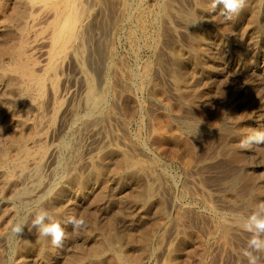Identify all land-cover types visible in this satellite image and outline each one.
<instances>
[{
  "label": "bare ground",
  "instance_id": "bare-ground-1",
  "mask_svg": "<svg viewBox=\"0 0 264 264\" xmlns=\"http://www.w3.org/2000/svg\"><path fill=\"white\" fill-rule=\"evenodd\" d=\"M259 1L260 0H246L244 8L239 12V14L234 15L233 17L234 18L237 17V19H239V21L241 18H245V19L247 18V20L249 19V21H247V22H249V24L251 22L256 23L258 20L257 17L260 14L261 15L264 14V11L260 5L261 2L258 4ZM124 2H126V1H124ZM137 2H144V1L139 0ZM116 3H117L116 0H104L102 3H98V4H97V2H95V0L94 1L93 0H0V193L1 194L5 193L6 196L8 195L10 197V200L18 201L22 206H28L29 207L33 202H38L39 207L36 210V212L39 211L40 208L46 209L53 216L55 221L59 222L61 224V227L64 229V231H65V239L64 240H66L68 238V235L70 236V233L72 231L71 229L73 228L71 224L67 223L68 218L69 217H75L76 213L78 214L77 207H79V206L75 207L74 201H76L78 203L82 202V205L85 207L86 211L93 210L91 212H93L94 216L96 215V213L102 212L104 214L103 211L108 210V206L113 200V191H114L115 187H117L118 185H121V184H123V185L127 184V186H128V183H130V181L134 180L138 170L144 169V172H145V169H148L150 172L152 167H153V166L151 167V164L149 166H145V162L142 159L135 158L130 153V151H128V149H126V147L124 148L122 146L123 144L119 143L121 145L120 146L118 144V142H121V141L116 142L117 141L116 137L112 136V135L109 136L108 139H105L106 142H104V144H102V146L97 150L96 153H93V154L88 153L89 157L87 156L88 157L87 160L86 161L84 160L85 162H83L84 168H85L84 172L82 171V169L80 167V164H79L80 160L78 162H75L78 159H76L74 161V159H73L74 156H73V153L71 152L72 150L69 149L70 151H68V147H69L68 143H64V142H62L61 144L59 143L60 146L57 148L56 151L62 150L61 154L64 155V156H62L60 154L62 156L60 159L58 158V154L56 153V151L53 150V148L47 147V145H46V142L50 140V139L48 140V137L51 136V135L49 136L50 123H52V122H49L50 117H52L54 119L57 116H59L64 123H68V121L73 122L74 120H83L85 122H82L83 123L82 125H84V123H86V124L87 123H93V124L100 125V122H102L101 120H103L105 117H108V118H110V116L113 117L112 115H115L116 113L119 112V111L117 112L118 104H119L117 102V100H119V97L117 96V94H122L123 91L120 90V92L122 91V93H119V89H121V88H119L117 90V87H119V86L117 84L118 81L116 79H119L120 78L119 75H121V74L118 72L117 66L114 65V63L112 62V60H113L112 57L114 54L112 46H108L112 43V41H111V43H109V41L113 40L115 38V33L117 30V23H118V19L120 16V15L118 16L119 13H117L119 11H117V4ZM178 3H177V0H161L158 3L157 9H155L156 10V16L159 18L158 24H157L158 25L157 26L158 27V31H157L158 37H157V39L156 38L155 39H156L157 43L159 42L158 44H160V43L162 44V42H160L161 39L162 38L165 39V37H163V32L166 28H168L165 26V22L171 23L175 17L174 15H178L181 18L185 19V21L187 20L190 22L192 27L191 26L188 27L189 29L187 28V30L189 31L188 34L193 41H192V43H190V41H189L190 44L188 46H186L185 50H182L183 48L180 46V47H178V49H176V51L170 53L171 55H173V61H172L173 67H169V69H167L166 72L169 75V77H170L169 79H171L170 81H172V84L174 86L172 90L176 91V92L175 91H173V92H175L176 94L178 93V95H180V98H179L180 102H183V101H184L183 103L188 102L190 104V107L196 106V105H194V103L196 102V103H198V106H200L199 103H201V102H197V101H200V98H201L200 96L203 93L202 92L203 88H202L201 84L199 83L200 81L197 80L196 75L198 73H200V75H205V74H208L209 72H213V71H215V73L217 72L216 71L217 66H215L213 64V62H214L213 60H215V59L213 58V56H211L212 49H209L208 44H207L209 42V38H211L210 36H212L211 34L215 33V31L217 29L215 30L214 27H210L209 29L207 28L206 31H204L205 29L202 30V26L200 23L201 21L199 20L198 17L200 15H202L205 18V15L206 16L209 15V16H207V18H209V22L211 20V22L213 24L216 22L220 23V25L222 27L229 29V30L232 28V27L230 28V26H232L231 22L233 20L230 22L229 19H225L224 16L221 15L222 6L217 7V9H215L214 11L210 10V0H195V2H194L195 3V9H191V7H190V9H186L185 7H184L185 9H183ZM96 5H99V8H97ZM140 8H142V7L140 6L138 8L139 11H140ZM192 8H194V7H192ZM219 8H221V10H219ZM143 9H141V10H143ZM96 10H99L100 12L97 11L94 13V11H96ZM145 11L146 10H144V13H143V11H140L137 15L138 16V22L137 23L141 26V28L144 25L146 27V23H147L146 22L147 15L145 14ZM93 14H94V16H93ZM156 16H155V19H156ZM179 19H178V21H180ZM206 24H207V22H206ZM240 24L242 25V23H240ZM245 24H247V23H245ZM167 25H170V24H167ZM210 26H212V25H210ZM170 27L171 26H169V29H170ZM240 29H243V28H240ZM179 30H180V28H179ZM256 30H258V29H256ZM244 31H246V32H244V34H246L247 36L250 35L249 34L250 31H248L247 28H245ZM165 33H164V36H166ZM235 33L240 34V32H238V30ZM180 34H182V33L180 32ZM244 34H243V36H245ZM253 34H254V32H253ZM175 35H176V33H175ZM230 36H233V35H230ZM96 37H97L98 41L94 42V39ZM148 38H149V36H148ZM181 39H183V38H181ZM250 39H249V41H250ZM258 42H259V40H258ZM168 43H169V41H168ZM262 43H263V41H262ZM158 44H156V45H158ZM234 44H235V42H234ZM236 44H238V43H236ZM166 45H167V43H166ZM246 45L247 44H245V46ZM254 45H256V44H254ZM176 46H177V44H176ZM201 46H206V47L202 48ZM247 46H249V45H247ZM104 48H107L108 52L105 53ZM217 49H219V48H217ZM208 53H209V55H208ZM106 54L112 55V56L108 57ZM106 57H107V60L109 58V63H108L109 67L107 69V72L104 73L102 70V65L104 64V62L107 63ZM208 58L211 59V62H208L209 61ZM159 60H160V62L157 60L158 64H156V65H160V67L159 66L158 67L160 69L161 68L163 69V66L166 63H164L162 61V59H159ZM251 60H250V62H251ZM261 62L263 63V61H261ZM144 63L145 64L143 65L141 73H142V76L147 79V85L152 88L153 95H155L156 97L159 96L160 99L162 97H165V89L166 88L164 89V88L160 87V85L158 87L156 85V82H154L155 84L153 83V80L151 77L152 75L150 74V72L152 71V65H153L152 61H148V62H144ZM216 64H217V62H216ZM186 65L192 66V73L195 76V79H193L194 81H192V82H188L187 81L188 79H186V73L184 72L185 70H187V68L184 70V67ZM249 67H250V64H249ZM167 68H168V66H167ZM245 68L247 71L248 68L247 67H245ZM125 69H126V67H125ZM66 70H68V73L66 72ZM189 70H190V68H189ZM251 70H252V68H251ZM119 71H120V69H119ZM249 72H250V70H249ZM167 74H166V76H167ZM164 75H162V76H164ZM212 75H211V77H212ZM191 79H192V77H191ZM120 80L123 81L122 78ZM205 84H206V82H205ZM170 85H171V83H170ZM207 85H206V87H207ZM171 88H172V86L169 87V89H171ZM127 89H129V88H127ZM106 90H109L110 92L105 94ZM130 90L132 91V89H130ZM78 91L80 92V96H79V94L78 95L76 94V93H78ZM184 93H188V94L190 93V96L185 99L183 97ZM204 95H205V93H204ZM148 96H150V95H148ZM117 97H118V99H117ZM176 97H178V96H176ZM165 98L168 101L169 98H167V97H165ZM165 98H162V99L165 100ZM162 99H161V101H163ZM142 101H144V100H142ZM168 103H170V101ZM153 104H154V102H153ZM204 104H206V106H203L202 111L199 110V114H197V115H199V118L197 120L198 121L197 126L202 127V128L209 126L210 124H211V126L213 125V127H214V125L217 126V122L219 121L218 120L219 116L221 115V108L216 105V107L213 108V110H212V106H210V103H208L207 99L205 100ZM169 105H171V104H169ZM180 105H181V103L179 104V106ZM155 106H156V104H155ZM172 106H174V105H172ZM183 107L184 106H181V108H183ZM193 107H191V108H193ZM195 108H193L194 111H195ZM122 109H121V111H122ZM166 109H167V107H166ZM171 109H173V108H171ZM183 109H185V108H183ZM161 110H163V109H161ZM130 111H132V110H130ZM159 111H160V109H159ZM164 111H166V110H164ZM172 111H174V110H172ZM196 111L198 113V110H196ZM238 112H240V111H238ZM128 113H130L129 110H128ZM174 114H176V113H174ZM125 115L127 116V114H125ZM167 115L168 114H166L165 112L164 113H162V112L157 113L156 112L155 115L153 114L154 122H153L152 118L150 117V119H151L150 123L152 122V123L156 124L155 126L153 124L152 135H150L152 137V139H150V137H149V139L151 140V148H149V146H148V150H150L151 158H153L154 161L155 160H161V161L167 163V161L163 159L165 156H167V157H171L173 159H178V160L182 161L185 166H189V165L191 166V164L193 162L197 161L196 158L199 157V156H197V155H199V154H197L198 151H196L195 146L193 144H191L190 142L188 143L186 140H184V137H182L183 136L182 133H181L182 134L181 136H179L180 134L176 135V133H179L178 132L179 128H178V131H176V133H173L174 132L173 130H172V133H170L171 131H169V127L171 126V120L169 119V117ZM190 115H193V113ZM229 115L232 116L233 113L229 112ZM116 117H114V119ZM142 117H144V116H142ZM179 118H180V116H179ZM233 118H235V116ZM236 119H238V118H236ZM105 120H106V118H105ZM124 120H126V118ZM120 122H124V121H121V119H120ZM54 124H55V122H54ZM126 125H125V127H126ZM239 127H235L236 130L234 129V131L237 135H240V133H241L239 130ZM111 128H113V126ZM151 128H152V126H151ZM242 128H241V130H242ZM175 129L177 130V128H175ZM216 129H214V130H216ZM106 130H108V129H105V131ZM102 131H99V133ZM111 131H112V129L110 130V132ZM248 131H250V130H248ZM97 132H98V130H97ZM99 133H97V134L99 135ZM90 134H89V136H90ZM112 134H114V133H112ZM52 135H53V132H52ZM81 136H83V135H81ZM190 137H193V136H188L185 139H187V138L190 139ZM195 137H196V135H195ZM199 137H200V135H199ZM199 137H197L196 140ZM121 138H119V139H121ZM210 141H211V139H210ZM191 142H192V140H191ZM212 142H213V140H212ZM51 143L54 144L55 142L53 143V141H52ZM51 143L48 145L50 146ZM70 144H72V143H70ZM183 144L186 146L185 149L182 147L184 150L180 148V146ZM198 145H200V143ZM131 148H132V146H131ZM196 148H198V147H196ZM197 150H200V149L198 148ZM206 151H208V149ZM230 151H231L230 153H231V156L233 157V159L236 157L238 158V155L236 154L235 148H232V150L230 149ZM76 152L77 151L75 150L74 155H76L75 154ZM86 152H88V151H86ZM94 152H95V150H94ZM237 152H239V151L237 150ZM133 153H135V152H133ZM218 155L221 156V154H218ZM211 157H213V155ZM54 158L56 159L55 161H53ZM201 158L205 159L206 157L205 158L201 157ZM144 159H146V158H144ZM165 159H166V157H165ZM202 159H201V161H203ZM53 162H55L56 164H55V166L53 165L54 167L52 166L53 168H51V165L53 164ZM182 162H181V164H182ZM148 163H147V165H148ZM154 164H157V163L155 162ZM194 164L196 165V163H194ZM194 164L192 166H194ZM161 165H163V164H161ZM163 166H165V164ZM46 168L50 169L48 173L51 176H58V177H56L57 179L54 180L55 182L53 181L50 183L49 181H47L45 179V176H46L45 175L46 174L45 169ZM154 169H156V168H154ZM201 170L202 169H200L199 171H201ZM153 171L155 172V171H157V169L153 170ZM183 171L186 172L184 169H183ZM199 173H201V172H199ZM199 173L197 172V174H199ZM152 174H150V176ZM204 174H205V172L203 173V175ZM200 175L198 178L202 179L203 177L200 178L201 177ZM146 176H147V174H146ZM205 176H207V175H205ZM219 178H220V176H219ZM47 179H48V177H47ZM149 179H151V178H149ZM154 179L155 178L152 179V182L154 181ZM206 179L209 180L210 178L207 177ZM214 179L217 180L216 177ZM214 179H211V180L214 181ZM139 180H140V178H139ZM189 180H192V179L189 178ZM189 180H187V181H189ZM202 180H205V179H202ZM194 181H196V180H194ZM250 181H251V179H250ZM209 182H207V183H209ZM193 183H195V182H193ZM226 183H224V184H226ZM259 184H261V183H259ZM187 185H190V184H187ZM194 185H196V184H194ZM208 185L204 184L203 186L207 187ZM249 185H251V184H249ZM249 185H246V186H248L247 189L249 188ZM154 186L151 184L147 185L146 187L142 185V188H141V185H140L141 190L138 188V186L133 188V192L130 195L131 200L134 201L133 203H135L139 206H147L149 203H152V201H155V200H153V198H154V193H155L154 188H156V185H154ZM192 186L193 185H191V187ZM213 186L218 187V185H213ZM143 187H145V188L143 189ZM186 187L189 188V186H186ZM196 187L198 188L197 185H196ZM201 187H202V184H201ZM206 187H204V188H206ZM221 187H223V186H221ZM166 188H168V190H170L169 187H166ZM199 188L197 191L198 193H199V191H202V190H199ZM208 188L211 189L210 190V192H211L212 188L211 187H208ZM243 188H244V186H243ZM251 188H252V190L254 189L253 186H251ZM194 189H196V188H194ZM194 189H192V190H194ZM109 190H111V192ZM192 190H190V192ZM187 191H189V190H187ZM187 191H186V193H187ZM194 191L196 192V190H194ZM213 191H214V188H213ZM222 191L224 192L225 190H222ZM222 191L220 190V192H222ZM242 191L244 192V190H242ZM71 192H74L75 194H73L72 196H69V194ZM119 192L121 193V191H119ZM163 192H165V191H163ZM195 192H193L192 194L194 195ZM203 192H204V196H205L206 192L205 191H203ZM203 192H202V194H203ZM253 192H254V190H253ZM261 192L260 193L257 192L256 199L254 198L256 202L253 201L254 203H256V204L261 203ZM122 193H124V191ZM183 193H184V191H183ZM198 193H197V196H198ZM226 193H228V192H226ZM224 194H225V192H224ZM120 195H122V194H120ZM159 195H160V193H159ZM207 195H209V194H207ZM243 195L244 194H242V196L241 195L240 196L243 197ZM253 195H254V193H253ZM236 196H235V199H236ZM159 197L161 198L162 196L160 195ZM200 197H203V196H200ZM213 197H214V194H213ZM227 197H229V196H227ZM227 197H225V198H227ZM253 197L254 196H252V198ZM205 198L207 200H209V198H207V196H205L203 199H205ZM243 198H241V199L243 200ZM114 199H115V197H114ZM206 199H205V201H206ZM210 199H211V194H210ZM237 199H238V196H237ZM229 200H231V199H229ZM232 200H234V199H232ZM218 201L219 200H217L216 202H218ZM225 201L227 202V199ZM239 201H241V200H239ZM170 202H171V200H170ZM123 203H125V202H123ZM123 203L121 204L122 205L121 209L123 208ZM223 203H225V202L223 201ZM169 204H171V203H169ZM169 204H167L165 201L163 202L162 200L158 202L156 208L160 212L161 216L159 219H157V221L155 220L156 223L155 222H154L155 224L153 223L154 226L151 225L153 228L149 227L145 230L146 233L144 232L143 233L144 237H142L143 239L141 238L143 243L147 242L152 237L154 238L155 235L157 236L156 231L159 228V226H161V225H164L163 229H165L166 233L171 231L172 225L170 224L171 223L170 221L172 219L173 212H172V208ZM176 204L179 205V203H176ZM209 204L212 205L211 202ZM214 204H216V203H214ZM236 204H238V203H236ZM223 205H227V204H223ZM223 205H221V206L223 207ZM10 206H12V204ZM227 206H229V205H227ZM227 206H225V207L227 208ZM13 207L15 208L14 205H13ZM173 207H174V205H173ZM181 207H183V206H181ZM234 207H235V205H234ZM212 208L214 209L216 207H212ZM226 208L224 210H226ZM232 208H233V206H232ZM238 208H240V207H238ZM4 209H7V208H4ZM18 209H19V206H18ZM183 209H185V208H183ZM188 209H189V207H188ZM1 210H2V208H1ZM8 210H9V206H8ZM8 210H2L1 211L2 213H3V211H5L4 212L5 215L4 214L2 215L0 213V238H3L4 240L11 242L14 239L13 238L14 233L12 232L13 226L16 223H22V224L26 225V222H25L26 217L24 216L25 217L24 218L22 215H20L18 213V210H16V209L12 210L11 209V215H9V217L6 218V216H7L6 211H8ZM240 210H241V212L243 211L242 209H240ZM119 211H120V209H119ZM142 211H144V210L142 209ZM8 212H10V211H8ZM178 212H181V211H178ZM188 212H190V211L188 210ZM209 213H210V211H209ZM89 214H87V215H89ZM124 214L126 215V212ZM176 214H177V212H176ZM189 214H191V213H189ZM220 214H221V212H220ZM242 214H243V212L241 213V215ZM32 215H33V213H32ZM34 215H35V213H34ZM97 215H99V214H97ZM177 215H178V222H180L182 219H185L184 217H186V214L184 215L183 211H182V213H180V214L178 213ZM177 215H174L173 218ZM223 215L225 216V214H223ZM94 216H93V218H94ZM210 217H212V216H210ZM221 217H222V215H221ZM240 217L241 216H239V220H240ZM193 218L194 217L189 218L187 220H190V219L193 220ZM197 218H199V217H197ZM204 218L206 219L205 216H204ZM213 218H215V217H213ZM132 219H134V218H132ZM138 219L139 218H137L136 221H138ZM210 219H212V218H210ZM235 219L236 218H234V220ZM108 220H110V219H108ZM192 220H190V221H192ZM237 220H238V218H237ZM31 221L28 220L27 227H25V229H26L24 231L25 234L22 235V239H21L22 245L20 243L14 242L15 240L12 243L13 244L12 245V251L14 253V258H13V261L10 262V264H25V258H27L26 257L27 255H32L34 257H36L35 255H37V256L40 255L39 257H42L44 259V261L49 260V259L56 260V256L58 255L56 252L58 251V248L54 247L52 245L50 237L49 238L41 237L39 235V233L37 232V230L32 228ZM197 221L195 220V222H197ZM221 221H223V220H221ZM185 222L181 225H184ZM203 222L205 223V221H203ZM240 222H241V220H240ZM240 222H239V224H240ZM175 223H176V221H175ZM211 223H209V224H211ZM213 223H215V222H213ZM233 223L235 224L237 222L233 221ZM102 225H103L102 223L101 224L99 223V220L95 219L94 222L91 224V227H90V228H92V233H89V234H87L88 236L87 235L85 236L87 238L93 236L92 238H90L89 243L87 242L89 245L90 251L88 252V257L86 260L82 261V259L80 258L82 262L79 261L81 263H78L77 258H79V257L76 256L77 257L76 259H75V256L74 257L71 256V257L67 258L69 256L68 255L65 258L66 259L65 261L61 260L62 263H64V264H84V262H85L86 264H104L106 262V259L110 260V259H114V258H115L114 260L117 259L116 260L117 264H128V263H130V261H132L131 259L133 258V256L131 258V256H129L128 253H126L127 251L125 250V247L123 245L124 243L121 240V236H122V235H120L121 232L114 226L113 223L111 224L109 229L105 228ZM200 225H201V223H200ZM215 225H217V224H215ZM225 225H226V222H225L224 226ZM227 225H228V223H227ZM207 226H208V223H207ZM154 228H157L156 231H154ZM205 228H204V230H205ZM194 229H195V227H194ZM230 229H232V227L229 228V230L227 228L223 229V231L221 230L223 233L222 238L225 239V241L226 240L228 241ZM209 231H212V226H211V229H209ZM214 231L216 233L218 230L217 231L214 230ZM236 231H232V232L236 233ZM131 232H132V230H131ZM207 233L209 234V232H207ZM241 233H238V234L241 235ZM185 235H186V233H185ZM231 235H233V234H231ZM239 235H236V236L239 237ZM129 236H131V235H129ZM209 236H207V237H209ZM162 237H164V236L162 235ZM241 237H242V235H241ZM170 238L172 240L174 239V237L172 238L169 235V239ZM187 238L188 237L182 239V241H179L180 237H178L177 239L180 243H177V245L175 243V245L172 246L173 242L176 241V238H175L173 240L172 244L171 245L169 244L172 247V248H170L171 250L168 247H166L168 250V253H169V255H168L165 252V254L167 255L166 257L169 256L167 258V262L165 260V262L167 264H182L185 260L184 258L189 257L192 254H194V251H192L193 252L192 253L189 248H187V247H186L187 249L185 248V242H186ZM189 239H190V237H189ZM204 239H205V237L203 238V241H204ZM229 239L234 240L233 236H229ZM236 240H237V238H236ZM236 240H234V241H236ZM17 241H18V238H17ZM241 241H240V243H241ZM228 242H230V241H228ZM236 242H238V241H236ZM224 243L222 244V246L226 245V243L225 244ZM192 244H193V242H192ZM229 244H232V243H228V245ZM194 245H196V243ZM197 245H199V244H197ZM238 245H239V243L237 244V246ZM199 246H201V245H199ZM143 247H145V246H143ZM202 247H203V244H202ZM234 247L232 245L231 249ZM224 248H226V246ZM242 248L243 247H241V249ZM148 249H149V247H148ZM4 250H3V252H4ZM74 250L75 249H73V252L75 253L76 250L75 251ZM161 251H163V250H161ZM203 251H205V248ZM210 251H212V250H210ZM195 252H197V251H195ZM1 253H0V255H1ZM84 253H82L84 256L82 254L80 255L82 258L85 257V255H86ZM203 253H202V255H203ZM208 253H209V251H208ZM212 253H210V255ZM234 253H235V251H234ZM107 254H111L113 258H109V255L107 258ZM165 254H163V255H165ZM215 254L216 253H214V256H215ZM217 254H218V251H217ZM202 255H201L200 259L197 260V264H204L203 261L205 259L203 260L204 255L203 256ZM166 257L164 259H166ZM196 257H199V255ZM196 257L194 259H196ZM215 257H217V256H215ZM229 257H231V256H229ZM1 259H3V257ZM161 259L162 258H160V260ZM186 259H188V258H186ZM210 259H212L211 256H210ZM219 259H217V260H219ZM3 261L0 260V264H5V262H3ZM57 262H59V261H57ZM59 263H61V262H59ZM238 263H239V261H238ZM106 264H108V263H106ZM183 264H185V263H183ZM211 264H212V262H211ZM214 264H215V262H214ZM240 264H242V262H240Z\"/></svg>",
  "mask_w": 264,
  "mask_h": 264
},
{
  "label": "rangeland",
  "instance_id": "rangeland-1",
  "mask_svg": "<svg viewBox=\"0 0 264 264\" xmlns=\"http://www.w3.org/2000/svg\"><path fill=\"white\" fill-rule=\"evenodd\" d=\"M94 1V0H93ZM104 1V0H103ZM102 0H95V2L98 3H102ZM126 1V2H124ZM139 0H116V4H117V13L119 16L118 19V23H117V30L115 33V38L113 40H110L109 43H112L108 46H112V49L114 51L113 57H112V62L114 63V65L117 66V70L118 72L121 74L119 75V79H116L118 82V86L117 90L119 88V93H123L122 94H117V96L119 97V100H117L118 104V109L115 115H112L113 117L110 116V118L105 117L103 120H101L102 122H100V125L97 124H93V123H84V125H82V122H85L83 120H74L73 122H69L68 123H64L61 118L59 116H57L56 118H49V122L50 123V132H49V136L48 140L46 142L47 147L49 148H53V150H57V148L60 146L59 143L61 144L62 142L64 143H68V151L72 150L71 152L73 153V159L74 161L76 159L75 162H78L79 160V164L80 167L82 169V171H85L84 168V163L87 158L89 157V154H93L96 153L97 150L102 146V144H104V142H106L105 139H108L109 136H115L116 137V142H118L123 144L122 146L126 149H128V151H130V153L135 157V158H139L142 159L145 162V166H149L151 164V171L149 172L148 169H144L143 170H138L136 173V176L134 178L133 181H130V183L127 184H121L118 185L117 187H115L114 191H113V200L112 202L109 204L108 206V210L107 211H103L104 214L101 213H96V215L94 216L93 210L91 211H86L85 207L82 205V202H75V207H77V211L78 214L76 213L75 217H80L83 216L86 218V220L88 221V228L86 231L83 232H79L76 233L74 232L73 228L71 229V233L70 236L68 235V238L66 240H64L63 242V246L58 248V251L56 252L58 255L56 256V260L54 259H49L44 261V259L42 257H39L37 255H35L36 257L32 256V255H27L25 258V264H64L62 263L61 260L65 261L66 257H74L75 259L77 257V262L81 263L82 261L86 260L88 257V252L89 250V240L92 237H85L87 234L92 233V228L91 224L94 222L95 219L99 220V223L103 224L102 226H104L105 228H108L111 226V224L113 223L114 226L121 232L120 235L121 236V240L124 243V247L125 250L127 251L126 253H128L129 256H133V258L131 259L132 261H130V263L128 264H165L167 262V258L166 257L169 253L166 247H168L169 249L172 248L170 245L172 244L173 240L176 238V241L173 242V245H177V243H180L179 241H182V239L187 238L186 242H185V248H189L192 251H194V254H192L189 257L184 258V262L185 264H187L188 262L191 264H197V260L200 259L202 253H203V263L204 264H240V262H242V264H246V261L242 260L241 257V247L245 246V242L249 236L248 233L244 232L241 228H240V220L242 217L247 216L248 214H250V212L254 209V207L257 205L256 203H254L253 201H255L256 199V195L257 192H261V202H264V144H256V143H252L250 144L248 147H242V142H246L248 141L251 137L254 136V134L256 132H264V14H260L257 17V22H251L249 24V19L247 20V18H241L240 21L239 19L232 17V19H230V22L232 24V26H230V30L226 29L224 27H222L220 25V23H212L211 20L209 22V18H207V16L209 15H205L204 16L200 15L198 18L201 21V26H202V30L206 31L207 28L209 29L210 27H214V29L216 30L215 33L211 34L212 36H210L211 38H209V42L208 47L209 49H212L211 52V56H213V58L215 60H213V64L216 67V73L215 71L213 72H209L208 74L205 75H200V73H198L196 75L197 80H199L198 82L201 84L203 90H202V95L200 96V101L197 102H201L199 103H194V105L196 106H191L193 108H195V111L193 108L190 107V104L188 105L187 103H183L180 102V95H178V93L176 94L175 90L173 89V84L172 81H170L171 79H169V75L167 74L166 70L169 69V67H173L172 66V61H173V55H171L170 53L176 51V49H178V47H182V50L186 49V46H188L190 43H192V39L188 34V30L187 28L191 26L189 21H185V19L181 18L178 15H174V19L171 23L169 22H165V26L168 27L164 30L163 32V37L161 39L160 42H162V44H158L156 42V39L158 37L157 35V31H158V20L159 18L156 16V10L157 9V5L161 0H143L144 2H137ZM155 1V2H154ZM179 2V3H178ZM195 0H177V3L183 8V9H195ZM261 2V8L264 11V0H260L258 2V4ZM150 3V4H149ZM87 4V3H86ZM141 4V5H140ZM146 5V6H145ZM148 5V6H147ZM140 11H145V14L147 15V19H146V27L145 25L141 28V26L137 23L138 22V13L140 12L138 10L139 7ZM97 8H99V5H96ZM123 7V8H122ZM185 7V8H184ZM194 7V8H192ZM135 8V9H134ZM144 8V9H143ZM143 9V10H141ZM154 9V10H153ZM219 10H221V8H219ZM99 10L94 11L97 12ZM124 11V12H123ZM139 11V12H138ZM100 12V11H99ZM122 13V14H121ZM137 13V14H136ZM129 14V15H128ZM94 16V14H93ZM137 16V17H136ZM156 16V19H155ZM178 17V18H177ZM261 17V18H260ZM122 18V19H121ZM177 18V19H176ZM180 18V19H179ZM203 18V19H202ZM225 18V17H224ZM178 19L180 21H178ZM245 19V20H244ZM151 20V21H150ZM155 20V21H154ZM131 21V22H130ZM154 21V22H153ZM182 21V22H181ZM237 21V22H236ZM150 24H149V23ZM153 22V23H152ZM207 22V24H206ZM183 23V24H182ZM236 25H235V24ZM242 23V25L240 24ZM247 23V24H245ZM170 24V25H167ZM240 24V25H239ZM212 25V26H210ZM258 25V26H257ZM169 26L170 29H169ZM174 26V27H173ZM229 26V25H228ZM239 26V27H238ZM241 26V27H240ZM256 26V27H255ZM140 27V28H139ZM185 27V28H184ZM192 27V26H191ZM204 27V28H203ZM234 27V28H233ZM236 27V28H235ZM180 28V30H179ZM243 28V29H240ZM247 28L250 35H246L244 34V29ZM174 29V30H173ZM185 29V30H184ZM189 29V28H188ZM239 33H235L237 32V30ZM250 29V30H249ZM258 29V30H256ZM143 30V31H142ZM145 30V31H144ZM170 32H169V31ZM233 30V31H232ZM236 30V31H235ZM240 30V31H239ZM242 30V31H241ZM156 31V32H155ZM235 31V32H234ZM247 31V32H248ZM258 31V32H257ZM153 32V33H152ZM166 32V33H165ZM176 35H175V33ZM180 32L182 34H180ZM187 32V33H186ZM242 32V33H241ZM254 32V34H253ZM122 33V34H121ZM134 33V34H133ZM164 33L166 36H164ZM233 33V34H232ZM133 36H132V35ZM178 34V35H177ZM243 34L245 36H243ZM119 35V36H118ZM131 35V36H130ZM233 35V36H230ZM149 36V38H148ZM214 36V37H213ZM252 36V37H251ZM129 37V38H128ZM131 37V38H130ZM174 37V38H173ZM190 37V38H189ZM244 37V38H243ZM257 37V38H256ZM156 38V39H155ZM171 38V39H170ZM183 38V39H181ZM225 38V39H224ZM251 38V39H250ZM164 39V40H163ZM215 39V40H214ZM250 39V41H249ZM132 42H131V41ZM169 43H168V41ZM173 40V41H172ZM179 40V41H178ZM259 40V42H258ZM98 39L97 37L94 39V42H97ZM175 41V42H174ZM190 41V43H189ZM211 41V42H210ZM263 41V43H262ZM235 42V44H234ZM241 44H240V43ZM257 42V43H256ZM133 43V44H132ZM138 43V44H137ZM167 43V45H166ZM175 43V44H174ZM181 43V44H180ZM184 43V44H183ZM212 43V44H211ZM238 43V44H236ZM97 44V43H96ZM149 44V45H148ZM158 44V45H156ZM173 44V45H172ZM177 44V46H176ZM214 44V45H213ZM245 44L249 45V46H245ZM256 44V45H254ZM155 45V46H154ZM166 45V46H165ZM253 45V46H252ZM133 46V47H132ZM172 46V47H171ZM207 46V45H206ZM206 46H201L202 48L206 47ZM134 48V49H133ZM138 48V49H137ZM162 48V49H161ZM219 48V49H217ZM106 49V50H105ZM238 49V50H237ZM247 49V50H246ZM249 49V50H248ZM160 50V51H159ZM246 50V51H245ZM154 51V52H153ZM208 51V50H207ZM226 51V52H225ZM251 51V52H250ZM104 52H108L107 48H104ZM160 53V54H159ZM133 54V55H132ZM168 54V55H167ZM248 54V55H247ZM107 55V54H106ZM209 55V53H208ZM215 55V56H214ZM108 57H111L112 55H107ZM224 56V57H223ZM160 57V58H159ZM221 58V59H220ZM239 58V59H238ZM125 59V60H124ZM160 62L159 59H162V61L166 64H164L163 69L159 68L160 65H156L158 64V61ZM172 59V60H171ZM209 59V58H208ZM252 59V60H251ZM254 59V60H253ZM263 59V60H262ZM107 60V57H106ZM142 60V61H141ZM224 60V61H223ZM251 60V62H250ZM116 61V62H115ZM148 61H152V71L150 72V74L152 75V80L153 83L156 82V85L162 88H166L165 89V97L169 98L168 101L165 97V100H162L159 98V96H155L152 93V88L149 87L147 85V79L145 77L142 76V68L143 65L145 64L144 62H148ZM171 61V62H170ZM263 61V63L261 62ZM208 62H211V59H209ZM217 62V64H216ZM226 62V63H225ZM108 63H109V58L107 60V63L104 62V64L102 65V70L104 73L107 72L108 69ZM250 64V67H249ZM252 64V65H251ZM262 64V65H261ZM224 65V66H223ZM260 65V66H259ZM159 66V67H158ZM168 66V68H167ZM187 66V67H186ZM184 67V70L187 68V70H185L184 72L186 73V79H188V82H192L194 81L193 79H195V76L192 73V66L190 65H186ZM126 67V69H125ZM136 67V68H135ZM247 67V71L246 68ZM257 67V68H256ZM157 68V69H156ZM166 68V69H165ZM190 68V70H189ZM252 68V70H251ZM254 68V69H253ZM120 69V71H119ZM223 69V70H222ZM245 69V70H244ZM257 69V70H256ZM106 70V71H105ZM164 70V71H163ZM189 70V71H188ZM250 70V72H249ZM263 70V71H262ZM66 72L68 73V70H66ZM122 72V73H121ZM136 72V73H135ZM164 72V73H163ZM200 72V71H199ZM230 72V73H229ZM252 72V73H251ZM255 74H254V73ZM257 72V73H256ZM160 73V74H159ZM123 74V75H122ZM127 74V75H126ZM156 74V75H155ZM165 74V75H164ZM167 74V76H166ZM190 74V75H189ZM213 74V75H212ZM245 74V75H244ZM158 75V76H157ZM164 75V76H162ZM189 75V76H188ZM212 75V77H211ZM230 75V76H229ZM209 76V77H208ZM134 77V78H133ZM136 77V78H135ZM155 77V78H154ZM166 79H165V78ZM192 77V79H191ZM211 77V78H210ZM255 77V78H254ZM122 78L123 81H121L120 79ZM124 78V79H123ZM129 78V79H128ZM168 78V79H167ZM204 78V79H203ZM225 78V79H224ZM161 79V80H160ZM120 80V81H119ZM155 80V81H154ZM190 80V81H189ZM207 80V81H206ZM213 81V82H212ZM121 82V83H120ZM165 82V83H164ZM206 82V84H205ZM141 83V84H140ZM168 83V84H167ZM171 83V85H170ZM133 84V85H132ZM155 84V83H154ZM208 84V85H207ZM207 85V87H206ZM142 86V87H141ZM166 86V87H165ZM171 89H169V87H171ZM263 86V87H262ZM150 89H149V88ZM206 87V88H205ZM225 87V88H224ZM126 90H124V89ZM129 88V89H127ZM214 88V89H213ZM132 89V91L130 90ZM135 89V90H134ZM120 90H122L120 92ZM151 90V91H150ZM168 90V91H167ZM175 91V92H173ZM212 93H210V92ZM109 90H106L105 94L109 93ZM125 92V93H124ZM173 92V93H172ZM205 93V95H204ZM77 95L79 94L80 96V92L78 91V93H76ZM124 94V95H123ZM174 94V95H173ZM186 94V95H185ZM208 94V95H207ZM122 97H121V96ZM135 95V96H134ZM150 95V96H148ZM78 96V97H79ZM178 96V97H176ZM190 96V93H184L183 97L186 99L187 97ZM77 97V96H76ZM117 97V99H118ZM152 97V98H151ZM207 97V98H206ZM229 97V98H228ZM77 99V98H76ZM126 99V100H125ZM132 99V100H131ZM158 99V100H157ZM208 100V103H210V106H212V110L213 108L217 106H219L221 108V115L219 116V121L217 122V126L213 125L211 126V124L209 126L206 127H198L197 126V120L199 118V110L202 111V107L206 106L205 100ZM211 99V100H210ZM121 100V101H120ZM124 100V101H123ZM144 100V101H142ZM222 100V101H221ZM146 101V102H145ZM170 101V103H168ZM139 102V103H138ZM154 102V104H153ZM165 104H163V103ZM167 104H166V103ZM173 102V103H172ZM214 102V103H213ZM122 103V104H121ZM177 103V104H176ZM181 103V105L179 106V104ZM183 103V104H182ZM142 104V105H141ZM147 104V105H146ZM152 104V105H151ZM156 104V106H155ZM171 104V105H169ZM186 104V105H185ZM202 104V105H201ZM212 104V105H211ZM164 107H163V106ZM169 105V106H168ZM174 105V106H172ZM229 105V106H228ZM121 106V107H120ZM158 106V107H157ZM179 106V107H178ZM181 106H184L183 108H181ZM231 106V107H230ZM120 107V108H119ZM132 107V108H131ZM134 107V108H133ZM136 107V108H135ZM167 107V109H166ZM179 109H177V108ZM225 107V108H224ZM123 108V109H122ZM127 108V109H126ZM173 108V109H171ZM175 108V109H174ZM198 108V109H197ZM200 108V109H199ZM207 108V107H206ZM122 109V111H121ZM154 109V110H153ZM160 109V111H159ZM163 109V110H161ZM128 110L130 113H128ZM132 110V111H130ZM166 110V111H164ZM168 110V111H167ZM174 110V111H172ZM182 112H181V111ZM198 110V113L197 111ZM211 110V111H212ZM121 111V112H120ZM125 111V112H124ZM150 111V112H149ZM159 111V112H158ZM190 113H189V112ZM240 111V112H238ZM166 113L168 114L167 116L169 117V119L171 120V126L169 127V131H171L170 133H172V130L174 131L173 133H176V131H178L179 128V133H176V135L181 136L183 134L182 137H184V140H186L188 143L190 142L191 144H193L195 146L196 151H198L197 157L196 158V162H193L191 164V166H185L183 164L182 161L178 160V159H173L171 157H165L163 158L164 160L167 161V163L161 161V160H155L153 158H151L150 155V150H148V146L149 148H151V140L152 137L150 135H152V129H153V124L154 126L156 125L155 123H150L152 118L153 122V114L155 115V113ZM180 112V113H179ZM188 112V113H187ZM229 112H232L233 115L230 116ZM238 112V113H237ZM171 113V114H170ZM176 113V114H174ZM193 115H190L192 114ZM202 113V112H201ZM240 113V114H239ZM127 114V116L125 115ZM134 116H133V115ZM224 114V115H223ZM228 114V115H227ZM242 115V116H241ZM117 116V117H116ZM126 116V117H125ZM129 116V117H128ZM131 116V117H130ZM144 116V117H142ZM180 116V118H179ZM226 116V117H225ZM235 116V118H233ZM114 117H116L114 119ZM126 120H124L125 118ZM59 118V119H58ZM121 121L124 122H120ZM128 118V119H127ZM238 118V119H236ZM123 119V120H122ZM148 119V120H147ZM176 119V120H175ZM185 119V120H184ZM174 122H173V121ZM227 120V121H226ZM55 124H54V122ZM62 121V122H61ZM108 123H106V122ZM185 121V122H184ZM193 121V122H192ZM104 122V123H103ZM176 122V123H175ZM180 122V123H179ZM190 122V123H189ZM196 122V123H195ZM237 122V123H236ZM123 123V124H122ZM129 123V124H128ZM188 123V124H187ZM105 124V125H104ZM111 124V125H110ZM127 124V125H126ZM149 124V125H148ZM151 124V125H150ZM190 124V125H189ZM244 124V125H243ZM122 125V126H121ZM126 125V127H125ZM193 125V126H192ZM240 127H239V126ZM62 126V127H61ZM113 126V128H111ZM152 126V128H151ZM180 126V127H179ZM184 126V127H183ZM246 126V127H245ZM92 127V128H91ZM108 127V128H107ZM110 127V128H109ZM116 127V128H115ZM140 127V128H139ZM182 127V128H181ZM235 127H239L240 130V135H237L234 131V129L236 130ZM243 127V128H242ZM115 128V129H114ZM177 128V130L175 129ZM184 128V129H183ZM195 128V129H194ZM210 128V129H209ZM217 128V129H216ZM242 128V130H241ZM77 131H75V130ZM100 129V130H99ZM105 129H108L105 131ZM112 129V131L110 132V130ZM130 129V130H129ZM206 129V130H205ZM216 129V130H214ZM225 129V130H224ZM233 129V130H232ZM244 129V130H243ZM60 130V131H59ZM72 130V131H71ZM83 130V131H82ZM98 130V132H97ZM103 130V131H102ZM127 132H125V131ZM223 130V131H222ZM250 130V131H248ZM99 131H102L99 133ZM114 131V132H113ZM129 131V132H128ZM186 131V132H185ZM53 132V135H52ZM67 132V133H66ZM87 132V133H86ZM118 132V133H117ZM137 132V133H136ZM139 132V133H138ZM185 132V133H184ZM189 132V133H188ZM199 132V133H198ZM86 133V134H85ZM91 133V134H90ZM99 133V135L97 134ZM114 133V134H112ZM182 133V134H181ZM249 133V134H248ZM90 134V136H89ZM96 134V135H95ZM107 136H106V135ZM116 134V135H115ZM126 136H125V135ZM193 134V135H192ZM202 134V135H201ZM245 136H244V135ZM83 135V136H81ZM143 135V136H142ZM187 135V136H186ZM196 135V137H195ZM200 135V137H199ZM53 136V137H52ZM103 136V137H102ZM106 138H105V137ZM122 138H121V137ZM188 136H193L190 137V139H185ZM203 136V137H202ZM244 136V137H243ZM55 137V138H54ZM70 137V138H69ZM85 137V138H84ZM91 137V138H90ZM96 139H95V138ZM102 137V138H101ZM129 137V138H128ZM144 137V138H143ZM150 137V139H149ZM199 137L197 140L196 138ZM52 138V139H51ZM104 138V139H103ZM121 138V139H119ZM203 138V139H202ZM207 138V139H206ZM217 138V139H216ZM245 138V139H244ZM99 139V140H98ZM119 139V140H118ZM211 139V141H210ZM244 139V140H243ZM53 141L52 144L51 142ZM57 140V141H56ZM95 140V141H94ZM105 140V141H104ZM192 140V142H191ZM197 142H195V141ZM213 140V142H212ZM149 141V142H148ZM205 141V142H204ZM218 141V142H217ZM124 142V143H123ZM217 142V143H216ZM227 142V143H226ZM51 145L49 146L48 144ZM57 143V144H56ZM72 143V144H70ZM101 143V144H100ZM200 143V145H198ZM125 144V145H124ZM203 146H202V145ZM53 145V146H52ZM120 145V144H119ZM135 145V146H134ZM234 145V146H233ZM236 145V146H235ZM57 146V147H56ZM91 146V147H90ZM99 146V147H98ZM121 146V145H120ZM129 146V147H128ZM132 146V148H131ZM200 146V147H199ZM215 146V147H214ZM56 147V148H55ZM98 147V148H97ZM185 149L186 146L183 144L180 146L181 149L183 148ZM198 147L200 150H197ZM213 147V148H212ZM88 148V149H87ZM130 148V149H129ZM144 148V149H143ZM228 148V149H227ZM232 148L236 149V154L238 155V158H234L231 156V151ZM70 149V150H69ZM183 149V150H184ZM208 149V151H206ZM222 149V150H221ZM77 151L74 155V151ZM93 150V151H92ZM95 150V152H94ZM138 150V151H137ZM141 150V151H140ZM203 150V151H202ZM237 150L239 152H237ZM241 150V151H240ZM62 151V150H61ZM61 151L58 150L56 151V153L58 154V158L60 159L62 156H64L63 154H61ZM88 151V152H86ZM149 151V152H148ZM206 151V152H205ZM135 152V153H133ZM144 152V153H143ZM224 152V153H223ZM79 153V154H78ZM85 153V154H84ZM89 153V154H88ZM230 153V154H229ZM253 153V154H252ZM62 156H61V155ZM144 154V155H143ZM201 154V155H200ZM218 154H221L218 155ZM229 154V155H228ZM213 155V157H211ZM78 158H77V157ZM88 156V157H87ZM143 156V157H142ZM148 157V158H147ZM201 157H206L205 159H202ZM146 158V159H144ZM153 159V160H152ZM201 159L203 161H201ZM207 159V160H206ZM56 159L54 158L53 161H55ZM85 160V161H84ZM148 160V161H147ZM169 160V161H168ZM220 160V161H219ZM224 160V161H223ZM199 161V162H198ZM201 161V162H200ZM149 162V163H148ZM157 164H154V163ZM159 162V163H158ZM182 162V164H181ZM148 163V165H147ZM170 163V164H169ZM175 163V164H174ZM178 163V164H177ZM196 163V165L194 164ZM225 163V164H224ZM55 162H53V164L51 165V168H53L55 166ZM161 164H165V166L161 165ZM194 164V166H192ZM201 164V165H200ZM203 164V165H202ZM54 165V166H53ZM168 165V166H167ZM178 165V166H177ZM223 165V166H222ZM53 166V167H52ZM157 166V167H156ZM198 167V168H197ZM156 168L157 171H153L156 170L154 169ZM167 169V170H166ZM183 169L186 171L184 172ZM200 169H202L201 171H199ZM219 169V170H218ZM46 171V176L45 179L47 181H49L50 183L53 182L54 180H56L58 176H51L48 172L50 169H45ZM208 170V171H207ZM211 170V171H210ZM194 171V172H193ZM205 172V174L203 175V173ZM210 171V172H209ZM171 172V173H170ZM188 172V173H187ZM192 172V173H191ZM197 172H201L199 174H197ZM207 172V173H206ZM143 173V174H142ZM147 176H146V174ZM152 174L150 176V174ZM155 173V174H154ZM186 173V174H185ZM192 174V175H191ZM201 174V175H200ZM249 174V175H248ZM50 175V176H49ZM160 175V176H159ZM188 175V176H187ZM191 175V176H190ZM199 175L201 176L200 178L205 179H199ZM203 175V176H202ZM207 175V176H205ZM141 176V177H140ZM162 176V177H161ZM220 176V178H219ZM48 177V179H47ZM161 177V178H160ZM187 177V178H186ZM210 178L209 180L206 178ZM213 177V178H212ZM216 177L217 180H215L214 178ZM138 178V179H137ZM140 178V180H139ZM142 178V179H141ZM144 178V179H143ZM148 178V179H147ZM151 178V179H149ZM154 179V181L152 182V179ZM192 179V180H189ZM146 179V180H145ZM160 179V180H159ZM196 181H194V180ZM211 179H214L211 180ZM251 179V181H250ZM143 180V181H142ZM150 180V181H149ZM185 180V181H184ZM189 180V181H187ZM200 180V181H199ZM253 180V181H252ZM148 183H147V182ZM163 181V182H162ZM181 181V182H180ZM210 181V182H209ZM257 181V182H256ZM55 182V181H54ZM152 182V183H151ZM156 182V183H155ZM159 182V183H158ZM162 182V183H161ZM167 182V183H166ZM195 182V183H193ZM199 184H197V183ZM209 182V183H207ZM213 182V183H212ZM227 182V183H226ZM254 182V183H253ZM158 183V184H157ZM164 183V184H163ZM177 183V184H176ZM226 183V184H224ZM261 183V184H259ZM136 184V185H135ZM156 185V188H154L155 193H154V198L152 201V203H149L147 206H139L135 203H133L134 201L131 200L130 195L133 192V188L137 187L140 189V185L142 188L143 186H147V185ZM167 184V185H166ZM190 184V185H187ZM196 184L199 188V193L198 188L196 187ZM202 184V187H201ZM208 185L203 186V185ZM223 184V185H222ZM231 184V185H230ZM251 184V185H249ZM253 184V185H252ZM134 187H133V186ZM163 185V186H162ZM170 185V186H169ZM191 185H193L191 187ZM213 185H218V187L213 186ZM249 185V188L247 189ZM261 185V186H260ZM121 186V187H120ZM132 186V187H131ZM196 190V192L194 190ZM213 186V187H212ZM223 186V187H221ZM229 186V187H228ZM244 186V188H243ZM246 186V187H245ZM251 186H253V190L251 188ZM143 187V189L145 188ZM155 187V186H154ZM163 187V188H162ZM171 190H168V188ZM206 187V188H204ZM212 188V191L210 192V188ZM237 187V188H236ZM161 188V189H160ZM181 188V189H180ZM214 188V191H213ZM222 188V189H221ZM227 188V189H226ZM234 188V189H233ZM258 188V189H257ZM260 188V189H259ZM123 189V190H122ZM166 189V190H165ZM206 189V190H205ZM209 189V190H208ZM225 190V194L224 192H220V190ZM238 189V190H237ZM257 189V190H256ZM141 190V189H140ZM189 190V191H187ZM190 190H192L190 192ZM218 190V191H217ZM229 190V191H228ZM231 190V191H230ZM237 190V191H236ZM244 190V192L242 191ZM251 190V191H250ZM256 190V191H255ZM111 192V190H109ZM116 191V192H115ZM121 191V193L119 192ZM124 191V193H122ZM158 191V192H157ZM162 191V192H161ZM165 191V192H163ZM168 191V192H167ZM182 191V192H181ZM184 191V193H183ZM190 195H188L187 193ZM206 192L207 198H209V200L206 201L205 199H203L204 196V192ZM240 191V192H239ZM242 191V192H241ZM171 192V193H170ZM174 192V193H173ZM193 192L194 195L192 194ZM203 192V194H202ZM209 192V193H208ZM218 192V193H217ZM228 192V193H226ZM238 192V193H237ZM126 193V194H125ZM158 193V194H157ZM162 196L161 198L159 197L160 195ZM163 193V194H162ZM165 193V194H164ZM198 193V196H197ZM222 193V194H221ZM236 193V194H235ZM240 193V194H239ZM254 193V195H253ZM73 194H75L74 192H71L69 194V196H72ZM117 194V195H116ZM122 194V195H120ZM169 196H168V195ZM181 194V195H180ZM200 194V195H199ZM209 194V195H207ZM210 194H211V199H210ZM214 194V197H213ZM221 194V195H220ZM243 195V197H241ZM263 194V195H262ZM2 195V196H1ZM4 195V196H3ZM159 195V196H158ZM185 195V196H184ZM234 195V196H233ZM238 199H237V196ZM241 195V196H240ZM126 196V197H125ZM168 196V197H167ZM203 196V197H200ZM220 196V197H219ZM229 196V197H227ZM236 196V199H235ZM252 196H254L252 198ZM115 197V199H114ZM122 197V198H121ZM177 197V198H176ZM213 197V198H212ZM219 197V198H218ZM223 197V198H222ZM227 197V198H225ZM231 197V198H230ZM121 198V199H120ZM124 198V199H123ZM167 200H166V199ZM175 198V199H174ZM180 198V199H179ZM199 198V199H198ZM221 198V199H220ZM231 200H229V199ZM240 198V199H239ZM243 198V200L241 199ZM255 198V199H254ZM4 199V200H3ZM6 199V200H5ZM160 199V200H159ZM227 199V202L225 200ZM234 199V200H232ZM158 200V201H157ZM165 201L167 204H169L172 208V219H171V231L166 233L164 228V225L159 226V228H154V231H156L157 229V236L155 235L154 238L152 237L150 240H148L147 242L143 243L141 238L144 237V232L147 228H153L152 226H154V224L156 223L157 219L160 218V212L158 211V209L156 208L157 204L159 201ZM171 200V202H170ZM173 200V201H172ZM197 200V201H196ZM201 200V201H200ZM217 200H219L218 202H216ZM225 203H223V201ZM241 200V201H239ZM252 200V201H251ZM5 201V202H4ZM14 200H10V197L5 193L1 194L0 193V213L3 215H5V211H3V213L1 212L2 210H8V206H9V210L10 212L6 211V218L9 217V215H11V209H16L18 210V213L20 215H22L25 218V222L26 225L25 227H27V222L28 220L31 221L33 219V215L34 213H36V210L38 209V202H33L29 207L28 206H22L18 201H14ZM179 201V202H178ZM215 201V202H214ZM229 201V202H228ZM237 201V202H236ZM125 202V203H123ZM197 202V203H196ZM211 202L212 205H210L209 203ZM216 204H214V203ZM222 204H221V203ZM256 202V201H255ZM120 203V204H119ZM123 203V208L121 209V204ZM179 203L178 204H175ZM205 203V204H204ZM229 203V204H228ZM231 203V204H230ZM233 203V204H232ZM235 203V204H234ZM238 203V204H236ZM250 203V204H249ZM5 204V205H4ZM9 204V205H8ZM12 204V206H10ZM79 204V205H78ZM117 204V205H116ZM134 204V205H133ZM209 204V205H208ZM223 204H227V205H223V207L221 205ZM255 204V205H254ZM7 205V206H6ZM13 205L15 206V208L13 207ZM22 207H21V206ZM174 205V207H173ZM233 208H232V206ZM235 205V207H234ZM245 205V206H244ZM3 206V207H2ZM19 206V209H18ZM120 206V207H119ZM126 206V207H125ZM133 206V207H132ZM176 206V207H175ZM183 206V207H181ZM192 206V207H191ZM216 207V208H212V207ZM218 206V207H217ZM227 206V208L225 207ZM249 206V207H248ZM11 207V208H10ZM28 207V208H27ZM142 207V208H141ZM189 207V209H188ZM212 209H211V208ZM240 207V208H238ZM246 209H245V208ZM2 208V210H1ZM7 208V209H4ZM138 208V209H137ZM185 208V209H183ZM191 208V209H190ZM208 208V209H207ZM226 208V210H224ZM229 208V209H228ZM85 209V210H84ZM118 209V210H117ZM120 209V211H119ZM125 209V210H124ZM127 209V210H126ZM142 209L144 211H142ZM178 209V210H177ZM200 209V210H199ZM232 209V210H231ZM236 209V210H235ZM239 209V210H238ZM243 211V214L241 215V210ZM122 210V211H121ZM130 210V211H129ZM175 210V211H174ZM177 210V211H176ZM188 210L190 212H188ZM238 210V211H237ZM85 211V212H84ZM181 211V212H178ZM185 215L186 217H184L185 219H189V218H193L190 220H185L182 219L180 222H178V213H182ZM210 211V213H209ZM225 211V212H224ZM231 211V212H230ZM30 212V213H29ZM91 212V213H90ZM116 212V213H115ZM126 212V215L124 214ZM128 212V213H127ZM177 212V214H176ZM212 212V213H211ZM214 212V213H213ZM221 212V214H220ZM228 212V213H227ZM241 212V213H240ZM245 212V213H244ZM10 213V214H9ZM33 213V215H32ZM90 213V214H89ZM122 213V214H121ZM144 213V214H143ZM146 213V214H145ZM191 213V214H189ZM199 213V214H198ZM202 213V214H201ZM81 214V215H80ZM89 214V215H87ZM92 214V215H91ZM99 214V215H97ZM120 214V215H119ZM225 214V216L223 215ZM228 214V215H227ZM30 215V216H29ZM79 215V216H78ZM91 215V216H90ZM108 217H107V216ZM134 217H133V216ZM136 215V216H135ZM155 215V216H154ZM174 215H177L173 218ZM198 215V216H197ZM220 215V216H219ZM222 215V217H221ZM236 217H235V216ZM94 216V218H93ZM114 216V217H113ZM204 216L206 217V219L204 218ZM212 216V217H210ZM238 216V217H237ZM239 216L240 220H239ZM11 217V216H10ZM199 217V218H197ZM208 217V218H207ZM215 217V218H213ZM219 217V218H218ZM228 217V218H227ZM91 218V219H90ZM112 218V219H111ZM134 218V219H132ZM138 219V221H136ZM212 218V219H210ZM221 218V219H220ZM232 218V219H231ZM234 218H236L234 220ZM238 218V220H237ZM110 219V220H108ZM177 219V220H176ZM199 219V220H198ZM225 219V220H224ZM118 220V221H117ZM152 220V221H151ZM156 220V221H155ZM195 220L197 222H195ZM202 222H201V221ZM223 220V221H221ZM237 222V223H233ZM237 220V221H236ZM115 221V222H114ZM135 221V222H134ZM149 221V222H148ZM176 221V223H175ZM187 223H186V222ZM194 221V222H193ZM205 221V223L203 222ZM98 222V221H97ZM106 222V223H105ZM155 222V223H154ZM185 222L184 225H181ZM189 222V223H188ZM199 222V223H198ZM212 222V223H211ZM215 222V223H213ZM222 222V223H221ZM226 222V227L224 226ZM111 223V224H110ZM154 223V224H153ZM173 223V224H172ZM197 223V224H196ZM201 223V225H200ZM208 223V226H207ZM211 223V224H209ZM228 223V225H227ZM230 223V224H229ZM110 224V225H109ZM146 224V225H145ZM187 224V225H186ZM214 224V225H213ZM217 224V225H215ZM106 225V226H105ZM152 225V226H151ZM190 225V226H189ZM198 225V226H197ZM237 227H236V226ZM113 226V227H114ZM183 226V227H182ZM189 226V227H188ZM204 226V227H203ZM212 226V231H209V229H211ZM214 226V227H213ZM216 226V227H215ZM218 226V227H217ZM229 226V227H228ZM3 227V226H2ZM25 227L23 230V233L20 234V236H17L15 234H13V240L11 242H8L7 240H4L3 238H0V253H1V257L0 260H4L3 262H5V264H10V262L13 261L14 258V253L12 251V243L17 242L20 243L22 242V235L25 234ZM121 227V228H120ZM161 227V228H160ZM191 227V228H190ZM195 227V229H194ZM206 227V228H205ZM208 227V228H207ZM230 229L229 232V236H233L234 240H237L238 242L234 241L233 239H229L228 236V242L227 240L225 241V239L222 238V231L223 229ZM137 228V229H136ZM142 228V229H141ZM205 228V230H204ZM214 228V229H213ZM235 228V229H234ZM239 228V229H238ZM163 229V230H162ZM132 230V232H131ZM191 230V231H190ZM203 230V231H202ZM214 230H218L216 233ZM220 230V231H219ZM222 230V231H221ZM237 230V231H236ZM129 231V232H128ZM176 231V232H175ZM206 233H205V232ZM232 231H236L232 232ZM239 231V232H238ZM165 234H164V233ZM174 232V233H173ZM178 232V233H177ZM193 232V233H192ZM201 232V233H200ZM209 232V234L207 233ZM211 232V233H210ZM213 232V233H212ZM232 232V233H231ZM242 232V233H241ZM146 233V232H145ZM173 233V234H172ZM177 233V234H176ZM186 233V235H185ZM192 233V234H191ZM238 233H241V235H239ZM159 234V235H158ZM168 234V235H167ZM172 234V235H171ZM176 234V235H175ZM180 234V235H179ZM221 234V235H220ZM233 234V235H231ZM131 235V236H129ZM138 235V236H137ZM162 235L164 237H162ZM169 235L174 239L172 240L171 238L169 239ZM175 235V236H174ZM179 235V236H178ZM183 235V236H182ZM191 235V236H190ZM210 235V236H209ZM235 235V236H234ZM236 235H239L236 236ZM74 236V237H73ZM88 236V235H87ZM182 236V237H181ZM209 236V237H207ZM220 236V237H219ZM244 236V237H243ZM20 237V238H19ZM134 237V238H133ZM160 237V238H159ZM178 237H180L179 241H178ZM190 237V239H189ZM195 239H193V238ZM205 237L204 241L203 238ZM207 237V238H206ZM18 238V241H17ZM125 238V239H124ZM128 238V239H127ZM243 238V239H242ZM143 239V238H142ZM198 239V240H197ZM167 240V241H166ZM172 240V241H171ZM242 240V241H241ZM134 241V242H133ZM138 241V242H137ZM159 241V242H158ZM165 241V242H164ZM189 243H188V242ZM199 243H198V242ZM212 243H211V242ZM223 241V242H222ZM233 241V242H232ZM241 241V243H240ZM88 242V243H87ZM133 242V243H132ZM193 242V244H192ZM214 242V243H213ZM226 243V245H223V243ZM4 243V244H3ZM86 243V244H85ZM137 243V244H136ZM196 243V245H194ZM221 243V244H220ZM224 243V244H225ZM228 243H232L229 244ZM239 243V245L237 246V244ZM244 245H243V244ZM19 244V245H20ZM85 244V245H84ZM126 244V245H125ZM129 244V245H128ZM136 244V245H135ZM144 244V245H143ZM147 244V245H146ZM163 244V245H162ZM169 246H168V245ZM201 246H199V245ZM203 244V247H202ZM218 244V245H217ZM220 244V245H219ZM235 244V245H234ZM18 245V246H19ZM22 245V244H21ZM77 245V246H76ZM158 245V246H157ZM210 245V246H209ZM233 245L234 248L231 249V246ZM241 245V246H240ZM2 246V247H1ZM11 246V247H10ZM65 246V247H64ZM73 246V247H72ZM145 246V247H143ZM191 246V247H190ZM212 246V247H211ZM222 246V247H221ZM226 246V248H224ZM229 246V247H228ZM149 247V249H148ZM161 249H160V248ZM163 247V248H162ZM165 247V248H164ZM176 247V246H175ZM202 247V248H201ZM211 249H210V248ZM219 247V248H218ZM6 248V249H5ZM65 248V249H64ZM78 248V249H77ZM174 248V247H173ZM186 248V249H187ZM205 248V251H203ZM217 248V249H216ZM221 248V249H220ZM241 250H240V249ZM5 249V250H4ZM73 249H77L75 251V253L73 252ZM135 249V250H134ZM146 249V250H145ZM153 249V250H152ZM203 249V250H202ZM219 249V250H218ZM4 250V252H3ZM87 250V251H86ZM139 250V251H138ZM143 250V251H142ZM160 250V251H159ZM163 250V251H161ZM171 250V249H170ZM200 252H199V251ZM202 250V251H201ZM212 250V251H210ZM214 250V251H213ZM218 254H217V251ZM229 250V251H228ZM72 251V252H71ZM197 251V252H195ZM209 251V253H208ZM216 251V252H215ZM235 251V253H234ZM70 252V253H69ZM85 252V253H84ZM132 252V253H131ZM147 252V253H146ZM166 252V254H165ZM213 252V253H212ZM237 252V253H236ZM78 253V254H77ZM84 253L86 254L85 257H81L80 255ZM135 253V254H134ZM137 253V254H136ZM144 253V254H143ZM193 253V252H192ZM196 253V254H195ZM199 253V254H198ZM210 253H212L210 255ZM214 253L215 257L214 256ZM165 254V255H163ZM206 254V255H205ZM224 256H223V255ZM9 255V256H8ZM12 255V256H11ZM79 255V256H78ZM83 255V254H82ZM113 258L111 254H107V258ZM142 255V256H141ZM145 255V256H144ZM199 257H196L198 256ZM239 255V256H238ZM77 256V257H76ZM84 256V255H83ZM210 256L212 259H210ZM231 256V257H229ZM3 257V259H1ZM31 257V258H30ZM166 257V259H164ZM196 257V259H194ZM58 258V259H57ZM82 261H81V259ZM85 258V259H84ZM140 258V259H139ZM153 258V259H152ZM160 258H162L160 260ZM210 260H209V259ZM215 258V259H214ZM220 258V259H219ZM228 260H227V259ZM230 258V259H229ZM115 259V258H114ZM106 259V263L108 264H117V259ZM150 259V260H149ZM194 259V260H193ZM219 259V260H217ZM166 260V262H165ZM53 263H52V262ZM59 261V262H57ZM81 261V262H79ZM195 263H194V262ZM206 261V262H205ZM211 261V262H210ZM239 261V263H238ZM112 262V263H111ZM163 262V263H162ZM182 263V264H183ZM188 263V264H189ZM84 264H86L84 262ZM167 264V263H166Z\"/></svg>",
  "mask_w": 264,
  "mask_h": 264
},
{
  "label": "clouds",
  "instance_id": "clouds-1",
  "mask_svg": "<svg viewBox=\"0 0 264 264\" xmlns=\"http://www.w3.org/2000/svg\"><path fill=\"white\" fill-rule=\"evenodd\" d=\"M246 0H210V10L214 11L222 6L221 15L225 19H232L234 15L244 8ZM264 144V132H256L248 141L242 142V147L250 144ZM67 223L71 224L74 232L86 231L88 221L85 217H69ZM32 228L36 229L43 238H51L54 247H62L65 239V231L61 224L44 208H40L31 221ZM240 228L249 234L245 246L241 250V257L246 264H264V202L258 203L254 209L241 218ZM25 224L16 223L12 232L20 236Z\"/></svg>",
  "mask_w": 264,
  "mask_h": 264
}]
</instances>
